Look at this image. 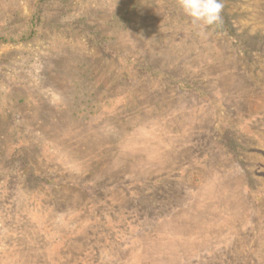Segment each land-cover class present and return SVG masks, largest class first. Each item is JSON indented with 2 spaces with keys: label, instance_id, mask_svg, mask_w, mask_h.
<instances>
[{
  "label": "rangeland",
  "instance_id": "obj_1",
  "mask_svg": "<svg viewBox=\"0 0 264 264\" xmlns=\"http://www.w3.org/2000/svg\"><path fill=\"white\" fill-rule=\"evenodd\" d=\"M223 2L0 0V264H264V0Z\"/></svg>",
  "mask_w": 264,
  "mask_h": 264
},
{
  "label": "clouds",
  "instance_id": "obj_2",
  "mask_svg": "<svg viewBox=\"0 0 264 264\" xmlns=\"http://www.w3.org/2000/svg\"><path fill=\"white\" fill-rule=\"evenodd\" d=\"M177 3L202 35L206 29L222 24L223 0H177Z\"/></svg>",
  "mask_w": 264,
  "mask_h": 264
}]
</instances>
